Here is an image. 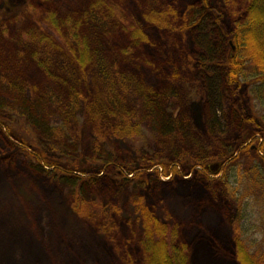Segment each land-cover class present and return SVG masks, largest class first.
<instances>
[{
  "label": "rangeland",
  "instance_id": "374dc122",
  "mask_svg": "<svg viewBox=\"0 0 264 264\" xmlns=\"http://www.w3.org/2000/svg\"><path fill=\"white\" fill-rule=\"evenodd\" d=\"M103 1L0 0V264H143L135 194L181 224L192 264H239L235 224L252 249L264 242V185L253 184L244 155L231 157L253 142L250 118L264 111L249 86L226 80L229 33L244 0ZM168 9L177 11L170 27L146 18ZM47 10L80 22L88 65L56 33L54 43L33 39L37 31L52 36ZM93 10L99 21L88 18ZM130 24L145 39L132 38ZM110 91L122 101L119 117H102L112 110ZM119 124L128 133L117 134ZM17 137L83 171L75 183L61 179ZM160 162L180 172L158 176ZM80 190L88 217L75 211Z\"/></svg>",
  "mask_w": 264,
  "mask_h": 264
},
{
  "label": "trees",
  "instance_id": "16d2710c",
  "mask_svg": "<svg viewBox=\"0 0 264 264\" xmlns=\"http://www.w3.org/2000/svg\"><path fill=\"white\" fill-rule=\"evenodd\" d=\"M98 1V4L104 3L103 0ZM206 12L207 10L204 9L203 15ZM99 16L100 15L93 10L89 13L88 18L99 21ZM176 16L177 11L175 9H168L164 12L150 11L146 14V18L149 21L164 28L170 27L172 25V20L176 18ZM42 21L50 28L52 36L49 33L37 31L33 35V39L36 42L54 43L53 33H56L65 39L67 43L66 46L69 47L75 58L74 60L79 65L83 67L90 63L89 48L91 46L81 31L79 21L71 16L61 17L54 10H47L44 12ZM126 30L131 33L130 36H132V38L141 36L142 39H145V35L136 25L130 24L126 26ZM229 39L231 41V51L226 60V80L228 85L239 87L242 84H246L247 87H250L249 92L256 95L264 105V0H244L241 18L235 21L234 28L229 33ZM102 73L103 72H101V74ZM102 75L106 77V74L103 73ZM121 78L126 82L131 81L127 75L121 76ZM249 78L254 79L256 82L254 86L248 81ZM147 94L157 99L154 92L149 91ZM109 100V107L112 110L105 113L102 112V117L105 116V114L119 117V108H122L121 99L118 95H114V93L110 91ZM19 107L21 108V110H19L22 112V115L30 119L31 116L28 112H31L32 105L24 102L20 104ZM156 109L157 108L152 109L150 106L147 107L149 114H153L155 111L159 112V109ZM121 112L123 116L128 113L125 107L121 109ZM119 119L122 120V117ZM250 120L255 129L250 132V138L256 139V142H254L253 139L252 143L241 148L240 155H231V157L235 161L239 160L240 157L244 155L246 162L245 168L248 171L253 170V184L264 185V111L263 114L258 115L256 113L252 115ZM127 127H129V125L119 124L115 127V132L119 135L128 133ZM10 130H12V128ZM44 130L47 132L46 134H49L48 132L50 131L46 127H44ZM17 139L20 140L21 144L28 146L26 150L30 152L31 159H33L35 164L43 167L48 166L56 168L57 171L62 172L60 176L63 180L75 183V171H83V169L72 163L68 166H64V161L49 157L44 151H40L38 147H36L33 152L26 139L22 137H17ZM226 158L223 159L222 163H217V168L214 171L210 170V172L212 174H218L224 170L225 162L228 160ZM160 163H162L161 165L163 168L162 170L157 169L156 173L158 176L164 175L171 177L180 172L178 167L179 164ZM202 165L205 166L204 163H202ZM134 171L135 170L131 169V173H134ZM251 173L252 172H250V174ZM138 174L139 173H136V177L138 176L140 178L141 175ZM251 193H253V191ZM77 199L78 202L75 204V211L79 215L88 217L90 215L91 204L85 201L81 190L78 193ZM131 202L141 223L142 233L139 240V248L142 252L143 264H192L190 246L182 240L181 224L175 221H169V215L165 218L158 216L142 195L135 194L132 196ZM80 204L84 205L80 206ZM242 232L240 224H235L232 240L235 248L236 261L239 264H264V242H257L256 246L252 245L255 249H252L248 242L245 241Z\"/></svg>",
  "mask_w": 264,
  "mask_h": 264
}]
</instances>
